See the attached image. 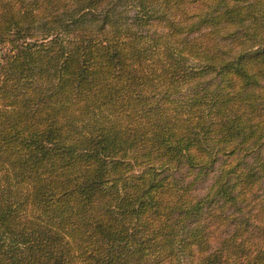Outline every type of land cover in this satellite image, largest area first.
Here are the masks:
<instances>
[{"label":"trees","instance_id":"1","mask_svg":"<svg viewBox=\"0 0 264 264\" xmlns=\"http://www.w3.org/2000/svg\"><path fill=\"white\" fill-rule=\"evenodd\" d=\"M0 264H264V0H0Z\"/></svg>","mask_w":264,"mask_h":264},{"label":"rangeland","instance_id":"2","mask_svg":"<svg viewBox=\"0 0 264 264\" xmlns=\"http://www.w3.org/2000/svg\"><path fill=\"white\" fill-rule=\"evenodd\" d=\"M208 181H209V179L208 180H206L205 182H201V183H198V185H197V192L198 193H202V192H204V190H205V188H206V185L208 184Z\"/></svg>","mask_w":264,"mask_h":264}]
</instances>
